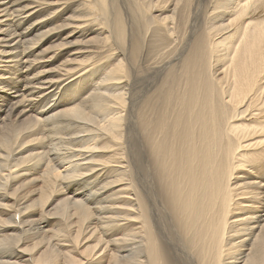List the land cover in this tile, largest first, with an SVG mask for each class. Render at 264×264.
<instances>
[{"label":"bare ground","instance_id":"1","mask_svg":"<svg viewBox=\"0 0 264 264\" xmlns=\"http://www.w3.org/2000/svg\"><path fill=\"white\" fill-rule=\"evenodd\" d=\"M0 264H264V0H0Z\"/></svg>","mask_w":264,"mask_h":264},{"label":"rangeland","instance_id":"2","mask_svg":"<svg viewBox=\"0 0 264 264\" xmlns=\"http://www.w3.org/2000/svg\"><path fill=\"white\" fill-rule=\"evenodd\" d=\"M145 86H146V87L148 86L147 88H151L152 85H145Z\"/></svg>","mask_w":264,"mask_h":264}]
</instances>
